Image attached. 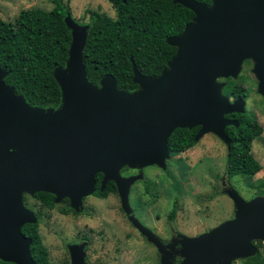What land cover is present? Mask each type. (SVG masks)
Here are the masks:
<instances>
[{
	"label": "water",
	"instance_id": "1",
	"mask_svg": "<svg viewBox=\"0 0 264 264\" xmlns=\"http://www.w3.org/2000/svg\"><path fill=\"white\" fill-rule=\"evenodd\" d=\"M171 1L193 15L166 39L175 52L158 75L144 76L132 67L139 90L118 89L109 74L97 85L87 80L82 62L87 28L72 23L68 11L63 18L70 31L67 59L53 71L61 94L58 108L27 104L3 82L0 67L1 261L36 264L31 240L20 232L23 224L37 221L23 194L47 192L53 202L67 198L77 209L92 194L99 173L98 189L112 181L134 221L127 206L132 179L120 176L119 168L164 167L167 138L175 128L197 126L193 139L212 133L228 147L224 128L238 123L225 115L243 113L244 100L229 99L218 79L234 78L242 60L253 62L257 91L264 95V0ZM227 193L233 217L186 239L182 264H225L227 250L230 256L253 254L250 240L264 239V198L244 201L232 188ZM81 258L80 248H70L69 264H82Z\"/></svg>",
	"mask_w": 264,
	"mask_h": 264
},
{
	"label": "rangeland",
	"instance_id": "2",
	"mask_svg": "<svg viewBox=\"0 0 264 264\" xmlns=\"http://www.w3.org/2000/svg\"><path fill=\"white\" fill-rule=\"evenodd\" d=\"M67 4L69 19L78 27L87 28L89 10L114 17L107 0H67ZM52 7V0H0V18L12 22L22 9ZM252 68L250 59L242 60L232 79L239 80L246 93L243 113L261 129L250 143V153L260 165L256 173L227 178V145L212 133H205L193 139V145L185 151L169 152L164 167L149 164L122 166L127 171L119 168L120 176L132 179L127 206L134 221L123 209L117 191L103 198L90 194L77 209L67 198L53 202V208L47 209L32 195L23 194L24 206L37 218L47 259L54 264H69L70 248H80L82 264H182L186 239L233 217L235 208L228 189L235 190L244 201L264 198V95L257 91ZM126 173L130 174L124 176ZM173 201L176 212L169 220ZM62 209L68 211L61 213ZM250 245L255 251L249 255L230 256L227 250L225 264H248L247 259L254 255L264 261V239L253 238Z\"/></svg>",
	"mask_w": 264,
	"mask_h": 264
},
{
	"label": "trees",
	"instance_id": "3",
	"mask_svg": "<svg viewBox=\"0 0 264 264\" xmlns=\"http://www.w3.org/2000/svg\"><path fill=\"white\" fill-rule=\"evenodd\" d=\"M114 17L89 10L86 39L82 49V62L87 80L97 85L106 74L111 75L118 89L130 92L137 88L132 82V67L141 75L156 76L167 67L175 48L166 39L181 32L192 12L171 0H107ZM210 4V0H195ZM49 10L29 8L20 10L15 19L0 18V67L5 72L3 82L22 95L31 106L57 107L60 88L53 76L56 67H64L70 42V31L63 18L68 11L67 0H52ZM222 93L228 97L245 98L240 81L222 79ZM238 125H227L225 134L230 139L226 150V177L250 176L260 169L250 153V143L261 129L246 113H230ZM198 127L175 128L167 138L169 152H182L190 148ZM101 174L94 176L92 194L103 198L115 193L112 181L100 191ZM41 206L53 208V195L38 191L32 195ZM68 209H62L66 213ZM21 234L30 238L29 254L36 264H54L47 259V251L40 241L37 222L25 223ZM248 264H264L258 255L247 259ZM0 264H14L0 260Z\"/></svg>",
	"mask_w": 264,
	"mask_h": 264
},
{
	"label": "flooded vegetation",
	"instance_id": "4",
	"mask_svg": "<svg viewBox=\"0 0 264 264\" xmlns=\"http://www.w3.org/2000/svg\"><path fill=\"white\" fill-rule=\"evenodd\" d=\"M231 99H233V98H236V97H230ZM244 99V98H243ZM229 119H231V120H233V118H229ZM197 130V129H196ZM196 132V131H195ZM195 134V133H194ZM121 171H127V167H122V169H121ZM130 173H126V174H124V176H127V175H129ZM228 178V177H227ZM93 195V194H92ZM94 196V195H93ZM87 197H89V196H86L85 198H87ZM128 197H129V194H128ZM84 197H83V199L81 200V201H83L84 199H85ZM175 202L173 201V204H172V207H171V209H170V211H169V213H168V219L169 220H171V219H173V216H174V214H175ZM61 213H63V212H61Z\"/></svg>",
	"mask_w": 264,
	"mask_h": 264
}]
</instances>
